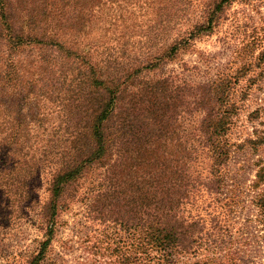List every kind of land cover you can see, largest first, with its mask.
<instances>
[{
    "label": "trees",
    "instance_id": "trees-1",
    "mask_svg": "<svg viewBox=\"0 0 264 264\" xmlns=\"http://www.w3.org/2000/svg\"><path fill=\"white\" fill-rule=\"evenodd\" d=\"M108 1L0 0V193L19 212L41 179L46 193L33 215L42 239L25 264H58L52 239L74 203L83 205L84 248L112 256L109 264H184L235 203L224 184L241 145L233 148L229 132L239 107L233 85L245 72L192 82L163 67L213 32L231 3L251 0H202L187 25L163 18L161 28L176 31L132 57H98L64 38L90 27L87 7ZM256 60L264 64V50ZM254 132L243 144L264 145V128ZM252 187L264 234V166Z\"/></svg>",
    "mask_w": 264,
    "mask_h": 264
},
{
    "label": "rangeland",
    "instance_id": "rangeland-1",
    "mask_svg": "<svg viewBox=\"0 0 264 264\" xmlns=\"http://www.w3.org/2000/svg\"><path fill=\"white\" fill-rule=\"evenodd\" d=\"M168 2L172 1L111 0L87 7L85 11L91 10L92 16V21L88 22L90 27L85 26L80 32L69 29L64 38L76 40L79 46L88 45L85 49L91 47L98 57H104L106 51L128 57L146 52L147 47L152 51L176 31L175 28L170 32L163 30V18L187 25L199 16L203 6L202 0H191L188 4L184 1L176 6ZM175 9L178 14L173 12ZM261 50H264V0L235 1L224 10L213 32L199 37L192 51L181 53L163 67L181 73L192 82L218 72H245L233 85V98L239 107L229 132L233 148L241 145L231 154L227 169L229 178L224 184L229 195L234 191L235 203L219 219V226L204 228L201 241L184 264H217L218 261L222 264H264V234L251 203L255 171L264 166V145L252 148L247 142L243 144L244 139L254 138L255 130L264 128V64L256 60ZM231 180L235 184L232 185ZM38 184L37 199L29 201L28 198L29 204L23 209L21 205L20 212L17 203L12 201L13 196L0 193V264H25L26 256L42 239V230L33 221L34 213L46 198L42 179ZM82 209V203L78 202L62 212L52 239V256L58 264H86L92 259H95L94 264H109L112 256L91 254L84 248L83 233L77 226ZM83 226L91 230L90 235H97L95 225L85 222Z\"/></svg>",
    "mask_w": 264,
    "mask_h": 264
}]
</instances>
